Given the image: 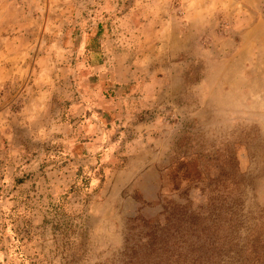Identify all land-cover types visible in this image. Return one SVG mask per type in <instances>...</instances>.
Wrapping results in <instances>:
<instances>
[{
	"label": "rangeland",
	"instance_id": "obj_1",
	"mask_svg": "<svg viewBox=\"0 0 264 264\" xmlns=\"http://www.w3.org/2000/svg\"><path fill=\"white\" fill-rule=\"evenodd\" d=\"M157 224L264 264V0H0V264H153Z\"/></svg>",
	"mask_w": 264,
	"mask_h": 264
},
{
	"label": "trees",
	"instance_id": "obj_2",
	"mask_svg": "<svg viewBox=\"0 0 264 264\" xmlns=\"http://www.w3.org/2000/svg\"><path fill=\"white\" fill-rule=\"evenodd\" d=\"M163 228L160 227V224L157 225H149L146 234L144 235L145 244L143 248L147 254L152 255V260L155 262L153 264H200L196 259H190L187 261H175L169 262L167 259L163 261L161 258H156L154 255L157 251H162L164 246V237H163ZM163 237V238H162ZM163 253V252H162ZM157 259V260H155ZM138 260H133V255L126 256L124 260L125 264H148L146 261L137 262ZM240 260H236L233 264H242Z\"/></svg>",
	"mask_w": 264,
	"mask_h": 264
}]
</instances>
